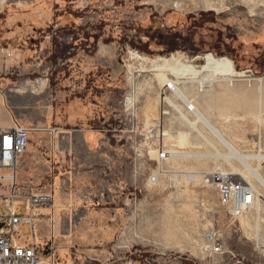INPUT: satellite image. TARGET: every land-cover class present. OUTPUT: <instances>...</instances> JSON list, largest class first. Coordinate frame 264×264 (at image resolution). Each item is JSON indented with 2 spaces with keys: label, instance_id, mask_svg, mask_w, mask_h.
<instances>
[{
  "label": "rangeland",
  "instance_id": "1",
  "mask_svg": "<svg viewBox=\"0 0 264 264\" xmlns=\"http://www.w3.org/2000/svg\"><path fill=\"white\" fill-rule=\"evenodd\" d=\"M152 26L182 31L197 42L201 52H167L158 39H152L148 47L136 46L138 38L148 40L154 33ZM103 49L107 51L104 56ZM207 53L231 59L233 73L201 71ZM173 54L199 73L179 76L155 67L156 59ZM263 55L264 0H0V59L18 57L9 70L0 72V98L31 130L30 141L43 132L54 135L59 124H65L55 104L83 90L86 82L76 85L75 79L99 70L95 81L98 91L94 92L96 116L100 123L101 117L109 122L117 152L126 155V160L116 161L113 183L121 202L123 198L128 202L125 212L131 222L118 224L116 234L108 237V215L100 216L107 212L91 205L73 206L71 214L81 217L60 225L73 239L56 244L52 240L47 253L65 244L70 252L60 264H165L166 260L179 264H264ZM44 77L49 79L46 87ZM171 80L177 81L187 101L168 88L166 83ZM236 87L252 88L257 94L255 137L261 145L249 150L221 135L208 118L209 111L215 109L214 99H220L224 110L234 106ZM89 107L90 102L80 104L77 100L71 106L73 137L90 127V118L84 116ZM197 109L219 134L197 117ZM83 116L86 118L80 121ZM3 121L11 123L5 109ZM226 142L241 155L219 157L233 152ZM76 148L79 151L81 147L76 144ZM161 149L171 153L162 163L164 173H158ZM246 159L257 176L249 174ZM104 165L101 160V171ZM217 167L242 172L234 175L237 181L249 178L256 201L248 213L232 215L231 207L221 203L216 188L205 180L206 173ZM104 172L110 174L107 169ZM9 173L1 170L5 177L2 196L6 194L2 189H12V182L6 179ZM191 173L197 178H188ZM154 174L156 181L151 179ZM15 189L19 196L15 203L22 214L29 198L44 194H27L17 181ZM0 212L6 210L0 208ZM125 227L130 237L128 244L120 246L119 235ZM209 231L221 235L223 253L204 251L203 237ZM30 235L31 227L23 226L14 235L15 244L26 245ZM38 248L43 264H49L43 246Z\"/></svg>",
  "mask_w": 264,
  "mask_h": 264
},
{
  "label": "crops",
  "instance_id": "2",
  "mask_svg": "<svg viewBox=\"0 0 264 264\" xmlns=\"http://www.w3.org/2000/svg\"><path fill=\"white\" fill-rule=\"evenodd\" d=\"M106 52L107 51L103 49L101 53L102 56H104ZM17 58L10 61L0 59V72L9 70L10 66L17 61ZM48 80L47 77L43 78L42 84L45 87L47 86ZM256 95L255 89L236 87L233 94L235 104L230 110L222 109L221 102H218L220 99H214L215 109L209 111L208 118L211 120L214 127L220 131V134L230 137L231 141L241 146L243 150L256 148L258 143L260 144L255 137V117L257 114L255 106ZM260 95L263 97L264 91H261ZM0 104L3 106V110H7L10 117L16 114L5 108V101L1 98ZM96 106L97 105L91 104V107L88 108L89 113L86 115L83 114L90 118V120H88L90 121L88 122V126L90 127L85 126L80 136L73 137L70 132V130H73V128H69L73 126L72 121L59 124L61 127L56 128L57 132L54 135L43 132L35 136L34 139L30 141L27 152L18 160L19 170L16 172L18 187L27 194L31 193L33 195L42 191L44 193L43 195L49 196V202L46 205L35 207L32 211L26 205L25 214H22V209L20 207L19 215L21 217L24 218L33 215L34 230H32L30 223L24 221L19 226L18 233L21 232L23 226H30L32 235L27 237V244H36L37 247L42 245V251L45 250L44 253L48 263L51 261V256L47 253L46 247H48L52 240L56 244L58 240L69 241L73 239L70 233L64 232L60 226L62 223L75 222L77 218L81 217L77 214H71L73 206L89 208V205H91V208L94 207V210H104V214L107 212L106 215L100 216L103 218L108 215L109 219L106 220L110 225L108 237L116 234V226L118 224H129L131 222V216L125 212L128 202L124 198L121 202L119 199L120 191L115 183H113L116 179L114 173L116 161L121 160V158L126 160V155L117 152L115 142L113 141L114 139L110 134L113 130L110 129L111 125L109 122L104 121V117L100 119L103 120V123L98 122L99 119L95 115L97 113L95 110ZM53 113L54 111L52 109L51 114ZM84 116L80 121L86 118ZM226 119L227 121H225ZM10 124L11 123H6V125ZM209 125L210 129L213 128L211 123H209ZM217 130L215 131L217 132ZM216 134H219V132ZM76 144L81 147L79 151H77ZM225 144L230 150H235L229 143L226 142ZM84 149L88 150L85 152ZM231 153V155L221 154L219 157L226 159L232 157L233 154L241 155L237 151ZM250 157L255 158V156ZM262 158H264V156H262ZM101 160L105 164L103 169H107L110 174L106 175L104 174V170L101 171L99 169ZM245 167L250 174V167L246 165ZM235 170L237 169H232L229 172L236 176L243 175L242 172ZM9 171L10 173L6 176V179L11 181L10 175L12 171ZM2 191L6 193L5 196L0 194L2 202H4V198L9 196L11 190L2 189ZM122 191L125 195L124 188ZM86 203L88 206H86ZM102 222L105 221L102 220ZM31 236L33 239H31ZM129 237L130 231L128 227H125L120 232L119 245L124 246L128 244ZM38 241H41V244ZM69 252L70 249L66 248L65 244L57 246L56 252H54L57 264H60L59 260L62 257H66V254ZM56 256H58V258H56ZM44 262L45 261H43V263ZM165 264L179 263L166 260Z\"/></svg>",
  "mask_w": 264,
  "mask_h": 264
},
{
  "label": "built area",
  "instance_id": "3",
  "mask_svg": "<svg viewBox=\"0 0 264 264\" xmlns=\"http://www.w3.org/2000/svg\"><path fill=\"white\" fill-rule=\"evenodd\" d=\"M31 130L20 120L11 116V124L6 125L3 121V106L0 104V188L4 176L1 174L2 169L12 171L10 180L12 189L10 195L4 198L0 195V208L6 210L4 214L0 212V264H43L39 248L36 244H26L17 246L14 235L19 232V226L26 221L34 230L33 215L21 217L19 215L20 206L14 200L19 196L16 193V172L18 160L26 152L30 142ZM162 159L166 156L164 149L159 153ZM154 174L151 179L157 180ZM205 180L211 184L219 193L220 201L223 205L231 207L232 215L240 216L248 213L255 207V190L254 188L234 179V175L229 171H224L217 167L214 171L207 172ZM49 196L42 195L28 199V208L32 211L35 207L46 205ZM9 222V225L6 223ZM14 237V239H13ZM203 249L211 254H221L224 251V242L217 231H209L203 237ZM51 261L49 264H57L54 252H51Z\"/></svg>",
  "mask_w": 264,
  "mask_h": 264
},
{
  "label": "trees",
  "instance_id": "4",
  "mask_svg": "<svg viewBox=\"0 0 264 264\" xmlns=\"http://www.w3.org/2000/svg\"><path fill=\"white\" fill-rule=\"evenodd\" d=\"M154 31L153 34L148 35V40L143 38H138L134 43L139 47H148L149 42L152 39H158L161 45L165 46L167 52H173L176 50H187L192 55H198L201 50L197 46V42L189 35H185L182 31L178 29L162 28V27H150ZM76 40V38L74 39ZM71 47H74V45ZM67 49V47H66ZM69 52V50L64 51ZM263 65H264V55H263ZM99 70H93L90 73H87L84 79H75V84H79L82 81L86 82L85 87L81 92L74 91L65 102H60L55 104V110L58 112V115L61 116L64 123L70 121L71 112L74 111L73 103L77 100L80 104H87L90 102L92 105H98V102L94 99V92L98 91V87L95 84V81L99 75ZM79 75L80 71L77 72ZM90 93V95H89ZM96 115V114H95Z\"/></svg>",
  "mask_w": 264,
  "mask_h": 264
},
{
  "label": "bare ground",
  "instance_id": "5",
  "mask_svg": "<svg viewBox=\"0 0 264 264\" xmlns=\"http://www.w3.org/2000/svg\"><path fill=\"white\" fill-rule=\"evenodd\" d=\"M137 55H138V57H143L140 54H137ZM203 61L204 62H203V65L201 67V71H210V72H213L215 74H225V75L233 73L232 61L228 57L217 58L212 53H207L203 57ZM155 67L158 70L170 69V70L174 71V73L176 72L179 76L186 74V73L187 74L192 73L194 75H197L199 73V70L194 68V66H192L191 64H186L185 62H183L176 54H173L170 57H160L159 59H156L155 60ZM239 75L242 76V72H239ZM166 85L168 86V88H172L173 92L177 95V97H180L184 101L188 100L187 97L184 95V93L181 91L180 87L177 85V81H175V80L168 81L166 83ZM165 99H168L169 102L171 103V100L168 96H166ZM196 114H197V117L201 121H203L206 125H208L210 127L205 116L203 115V113H201V111H199V109H197ZM213 130H214V132H216L215 129H213ZM233 152H236V151L233 150ZM166 153L167 154H166L164 159H162L161 155L159 154L160 170L158 171V173H164L165 172L163 169L162 163L164 162V160L168 159V157L171 154L168 151H166ZM177 154L181 155V156H187V157L195 156V154H191V153L184 154L182 152H179ZM246 158L249 159L250 156H246ZM245 164L247 167H250V174L252 176H257V172L255 171V168H253L250 165V163L248 162L247 159L245 160ZM220 168L223 169L222 167H220ZM188 178L196 179L197 174L196 173L188 174ZM242 178L244 180V183L246 182V184H249V178L248 177L243 176Z\"/></svg>",
  "mask_w": 264,
  "mask_h": 264
},
{
  "label": "water",
  "instance_id": "6",
  "mask_svg": "<svg viewBox=\"0 0 264 264\" xmlns=\"http://www.w3.org/2000/svg\"><path fill=\"white\" fill-rule=\"evenodd\" d=\"M0 228H1V224H0Z\"/></svg>",
  "mask_w": 264,
  "mask_h": 264
}]
</instances>
